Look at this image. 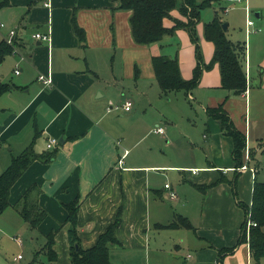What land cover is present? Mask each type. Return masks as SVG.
<instances>
[{"label": "crops", "instance_id": "0c3cea01", "mask_svg": "<svg viewBox=\"0 0 264 264\" xmlns=\"http://www.w3.org/2000/svg\"><path fill=\"white\" fill-rule=\"evenodd\" d=\"M7 1L9 5L0 8L4 24L0 41L14 30L17 47L0 65V83L16 87L0 97V175L34 139L37 154L58 152L50 163H32L12 187L11 206L0 214V236L11 237L21 248L54 232L58 258L49 264H71L65 205L79 199L77 229L84 249L96 245L122 208L120 245L110 246L112 264H165L161 255L166 252L177 258L169 264H254L250 245L239 244L245 220L240 203L251 204L255 179L264 166L258 164L256 173L238 171L233 139L208 109L223 104L247 143L252 135L264 136V45L253 42L254 50L257 46L261 50L248 61L246 93L223 89L216 65L204 71L199 86L187 95L202 111L206 149L199 162L187 158L186 146H192L187 140L166 137L164 123L170 122L152 105H145V93L137 86L126 91L106 64L113 50L118 55L139 52L132 59L135 68L129 80L155 82L152 58L165 55L160 52L171 37L153 45L136 44L131 11L119 9V0ZM173 17L186 21L179 11ZM73 18L81 34L74 29ZM170 23L166 21L167 26ZM204 26L199 23L197 35L208 64L215 46L204 38ZM38 32L50 34L51 40L36 39ZM173 37L178 45L174 56L183 78L189 80L197 64L195 45L185 30ZM40 76L50 77L52 85H45ZM126 101L133 104L130 111L124 109ZM158 128L164 134L157 133ZM152 132L169 147L154 150L148 142ZM51 139L59 141L56 148H48ZM249 152L255 158L257 152ZM169 178L174 180L170 185L177 194L174 200L171 189L165 188ZM33 185L39 188L38 203L48 214L38 230L31 229L14 207ZM176 215L187 218L192 229L166 227ZM17 257L14 264L24 260ZM0 264H9L1 245Z\"/></svg>", "mask_w": 264, "mask_h": 264}, {"label": "trees", "instance_id": "16d2710c", "mask_svg": "<svg viewBox=\"0 0 264 264\" xmlns=\"http://www.w3.org/2000/svg\"><path fill=\"white\" fill-rule=\"evenodd\" d=\"M216 1L218 0H119V9L131 11L132 37L138 45L161 43L165 37H173L179 30H185L190 34L196 48L197 61L191 79L183 78L177 55L174 57L158 55L152 58L156 81L163 95L178 91H184L186 95H189L199 86L204 71L210 70L216 65L220 68L223 89L237 95L246 93L248 77L243 63L247 64V45L241 42L234 43L227 38V33L222 28L223 21L219 12H215L214 19L204 26V38L215 46L211 62L207 64L204 60L197 35V26L201 22L202 11L211 7ZM7 5H9L7 0L0 1V8ZM174 11H179L186 21L174 18ZM166 21L172 22L173 25L167 26ZM73 24L74 29L78 34H81L74 18ZM16 47L15 41L13 44H8L5 40L0 41V65L8 56L16 52ZM14 87H16L14 84L0 83V97L13 90ZM208 113L212 118L221 121L223 132L233 139V157L236 167L242 166L247 148L246 135L234 127L223 104L217 108L208 109ZM34 145L35 139L20 155L12 159L10 166L0 175V214L11 206V189L30 165L35 161L47 164L57 156V150L37 154ZM198 188L200 189L199 186ZM38 192L39 188L33 185L14 206L22 219L33 230H38L40 224L48 216L38 203ZM240 206L245 211V220L242 224L239 244L248 243L252 259L255 264H260L264 258V182L255 179L251 204L240 203ZM65 208L68 212L66 224L70 226L68 232L71 264H112L110 246L120 245L117 230L122 223V208L119 209L114 223L99 237L96 245L89 249L82 247L78 234L79 199L65 205ZM250 222L256 223L257 226L251 227L248 232L247 226ZM166 227L192 229L190 221L181 215H176L173 223ZM55 236L54 232L49 234L46 237V245L41 250L47 256L49 263L58 258L55 251Z\"/></svg>", "mask_w": 264, "mask_h": 264}, {"label": "rangeland", "instance_id": "374dc122", "mask_svg": "<svg viewBox=\"0 0 264 264\" xmlns=\"http://www.w3.org/2000/svg\"><path fill=\"white\" fill-rule=\"evenodd\" d=\"M248 3L250 7L249 16L247 15L246 10L242 8L241 5H235L236 7H233L235 4V0H218L213 3L211 7H208L202 11L201 23H210L215 17V12H219L223 23H228V25L230 24V27L228 26L227 38L234 43L246 42L248 59L247 61H249L250 63V60L252 62L251 57H253V52L255 57L261 50V46L255 47L254 50V40L256 39L258 40L257 42L264 45V26L262 25V23H264V0H248ZM258 13L262 15L261 18L257 16ZM249 20L253 21L256 24V28L261 29L262 31L248 32L247 22ZM171 24L173 25V23H170V25ZM257 42H255V44ZM175 49H178V45L175 37H171L169 38V43H167L165 48L162 50L163 52L160 53H164L165 55H171V57H174ZM134 54H139V52H134ZM134 54L127 53L125 55H118L117 52L113 50L111 52L109 62L106 64H109V70H115L120 81L126 87V91L127 89H133L137 86L139 90L145 93L147 97L145 100H143L145 101V105H152L154 109L163 114L164 117L170 122V124L168 125L164 123L166 129V137L168 139L177 140L180 138H184L185 140H187V142L192 144V146H186L187 158H189L190 160H192V158H197V160L200 162L205 157L204 149H206L205 140L203 137L204 123L202 121V118L200 117L202 112L200 109L201 106L197 104L196 100H193L194 97H188L184 91L172 92L168 95L162 94L161 97V93L156 81L151 82L141 79H132L130 81L128 77L135 68V64L132 63V59L135 57ZM136 66L140 70L139 65L137 64ZM247 66L248 63L246 65L243 63L245 71L247 70ZM1 67L2 66H0V68ZM250 73L251 71L249 72V78ZM159 137L160 136H156L152 132L148 141L149 143H151V146L153 145V149L157 152L163 150L162 148L164 147H169L165 140H162V144ZM247 146L248 151H250L251 149L252 152H257L255 158L251 159L249 167L251 169H255L258 164L264 166V150L262 149V146L264 148V136L262 138H260L259 136L253 137V135L250 136ZM143 148L144 146L140 147V149ZM260 174L261 175L259 176V181H264V172L261 171ZM168 183H170L169 185H173L174 180L172 178H169ZM193 192L197 194V191ZM20 237L22 238V236ZM46 242L47 239H40L37 243L26 242L24 246L20 248L19 245L16 244L11 237L0 236V245L3 247V257L8 260L9 264H14L12 260L18 255L24 258V260L21 261L20 264H49L47 256L44 252H41V250H43L44 246L46 245ZM161 257L163 259V263L165 264H169L170 262H177V258L170 256L169 252L163 253ZM260 264H264V258L261 260Z\"/></svg>", "mask_w": 264, "mask_h": 264}, {"label": "built area", "instance_id": "2783aa9c", "mask_svg": "<svg viewBox=\"0 0 264 264\" xmlns=\"http://www.w3.org/2000/svg\"><path fill=\"white\" fill-rule=\"evenodd\" d=\"M46 6H49L48 3H45ZM235 5H241L242 8H244L246 10V13L247 15L249 16V13H250V7H249V3H248V0H235ZM235 7V6H234ZM4 28V24H0V30ZM247 28H248V32H258L259 30L255 28V23L251 20H249L247 22ZM254 28V29H253ZM253 29V30H251ZM15 35H16V32L14 30L10 31L9 32V35L8 37H6L4 40L8 43V44H13L14 42V38H15ZM35 38L38 39V40H42V41H50L51 40V35L50 34H42L40 32L36 33L35 34ZM248 60V59H247ZM248 63V61H247ZM17 74H19V71H16ZM249 74V72L247 71V75ZM39 80H41L45 85L47 86H50L52 85V79L50 77H46V76H40L39 77ZM133 107V104L132 102L130 101H126L125 104H124V109L126 111H130ZM118 108V107H116ZM113 109V108H111ZM157 133H160V134H164V129L163 128H158L156 130ZM59 145V141L57 139H51L48 143V148L49 149H53V148H56L57 146ZM127 153V152H126ZM125 153V155H126ZM251 158H250V152L248 151L247 149V152H246V161L247 163L245 162L244 164H242V166H240L238 168V171L240 172H247V171H252L253 173H256V170L255 169H251L249 167V162H250ZM193 171V174H196L197 173V170H192ZM165 188L166 189H171V198L174 200L177 198V194L174 192V190H172L171 186L169 184H166L165 185ZM257 224L254 223V222H250L247 226V229H248V232L250 230L251 227H256ZM18 243L21 245L22 242L20 240H18ZM22 259V256H18L16 258L17 261L21 260Z\"/></svg>", "mask_w": 264, "mask_h": 264}, {"label": "water", "instance_id": "95a60500", "mask_svg": "<svg viewBox=\"0 0 264 264\" xmlns=\"http://www.w3.org/2000/svg\"><path fill=\"white\" fill-rule=\"evenodd\" d=\"M222 28H223L224 32H227L228 31V23H223Z\"/></svg>", "mask_w": 264, "mask_h": 264}]
</instances>
